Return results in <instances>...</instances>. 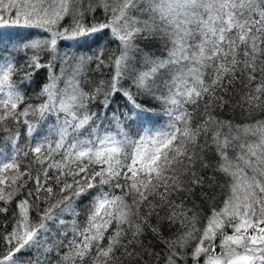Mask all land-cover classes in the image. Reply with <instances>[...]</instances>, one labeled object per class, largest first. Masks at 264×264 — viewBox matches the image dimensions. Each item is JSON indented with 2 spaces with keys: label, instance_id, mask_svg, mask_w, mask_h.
<instances>
[{
  "label": "snow or ice",
  "instance_id": "6c2138e0",
  "mask_svg": "<svg viewBox=\"0 0 264 264\" xmlns=\"http://www.w3.org/2000/svg\"><path fill=\"white\" fill-rule=\"evenodd\" d=\"M97 10L103 12L101 21L96 20ZM87 16L92 23L84 22ZM66 18L70 23L65 26ZM0 25L39 30L37 38L30 35L0 46V124L53 110L65 114L54 143L45 140L22 151L17 133L10 137L11 153L0 154V215L12 212V226L0 232V264H23L18 254L33 249L36 258L27 264H52L53 252L56 264H125L142 261V252L158 261L163 255L164 264H264V120L234 125L212 113L229 103L224 92L237 73L247 89L239 106L264 109V0H0ZM104 32L119 53L113 52L107 61L102 48L93 56L76 57L69 51L60 55V44H78L82 37ZM153 38L171 45L166 58H153L136 44L137 39ZM134 53L140 54L139 62ZM42 54L50 57L46 63ZM58 58L59 76L54 71ZM93 60L97 68L107 63L112 73L93 93H85L79 77ZM68 68L66 87L59 91L57 81ZM41 69L48 70V82L37 96L45 99L25 105L22 88L30 86ZM158 81L166 89L159 95ZM117 94L142 122L153 112L137 103V97L159 101L168 123L133 138L114 114L115 131L92 128L81 138V130L97 116L88 105L102 96L107 109ZM201 102L203 119L194 126L188 106L198 108ZM130 113L122 114L125 120ZM23 123L29 133L34 130L28 120ZM201 135L204 144L199 143ZM206 147L214 148L218 157L214 166L203 158ZM29 152L40 165L36 175L31 166H21V156L27 158ZM197 163L225 177L220 206L215 195L201 192L209 202L208 214L198 205L188 207L185 198L176 199L205 187ZM207 179L213 181L214 176ZM81 201H87L83 227L76 219H63L66 213L79 216ZM152 216L179 229L165 239L159 226L150 223ZM50 223L64 228L51 243ZM145 227L164 245L163 253L143 248ZM138 244L141 251L135 248Z\"/></svg>",
  "mask_w": 264,
  "mask_h": 264
},
{
  "label": "trees",
  "instance_id": "16d2710c",
  "mask_svg": "<svg viewBox=\"0 0 264 264\" xmlns=\"http://www.w3.org/2000/svg\"><path fill=\"white\" fill-rule=\"evenodd\" d=\"M134 16L139 17L141 20L148 19L146 14H141L139 12H134ZM96 20L101 21L104 19L103 12L101 10H97L95 13ZM85 23H92V17L87 16L85 18ZM65 26L70 23L69 19H65L62 22ZM39 30L34 29H27L20 26H4L0 25V41H2L3 45H7L9 41H20V40H27L30 38H37L35 33ZM136 44L143 49V51L153 58L160 57L166 58L167 57V48L171 47L170 44L165 45L164 40L160 38H153V39H137ZM64 47H71L73 50H78L76 57L79 56H93L99 49H103L104 51V59L107 61L108 57L113 53L116 52V44L110 41L109 33H98L95 36L91 37H82L80 38L78 44L74 41H67L59 45L60 55H63V48ZM76 54L75 52H72ZM118 55L119 53L116 52ZM20 57L24 56L23 52L18 54ZM31 55V52L28 53ZM136 55L137 62L140 60V54L134 53ZM50 57L48 55L42 54V61L47 62ZM20 63H23V60H20ZM69 63H74V61L70 60ZM56 67L54 69L55 74L57 76L60 75V68H61V60L58 58L55 61ZM137 67H139V63H137ZM211 72V69L208 70V73ZM112 69L108 66L107 63L101 65L97 68V63L95 60L86 64L83 74L79 77L80 79V87L83 89L85 93H93L95 91L96 86L101 82L108 80L111 76ZM71 74V68H68L65 76L57 81V90L63 91L66 87V80L68 76ZM48 70L41 69L38 71L33 80L29 85H25L22 88V91L25 93V105H38L44 101V97H38L37 93L40 91V88L48 82ZM237 80L235 83L226 89L224 92L225 99L229 101V103L223 108L215 107L212 110L214 116H216L220 120L231 121L234 125H242V124H249L254 123L258 120H264V109H254L249 111L246 107L242 108L239 106V102L241 101L242 96L247 91L245 88V81L244 78L237 73ZM165 79H169V76H165ZM207 78V76H206ZM17 79H19L17 77ZM161 84L157 95L161 92L166 91L163 88V84ZM59 99V97H58ZM103 97L100 96L95 102L90 103L88 105V109L90 112H94L97 114L96 119L93 123H90L86 129L81 130V138H85L88 135V132L91 131L92 128H96L99 133H103L105 130L108 131H115L117 127V120L114 119V114L116 117H119V122L122 123L124 129L129 133V135L133 138H136L144 133L145 129L150 130H158L166 126L168 123V117L165 115L164 112V105H162L159 101L152 100L150 97L146 96H138L137 103L144 105L146 108L152 110L153 115L150 117L149 120H144L142 122L141 119L135 118L134 113H130L131 105L129 102L121 95L117 94L114 98H112L110 106L105 109L101 101ZM24 107V105H21ZM189 111L194 112V119L192 121L193 125L200 123L203 119V102H201L200 106L196 108L195 106L189 105ZM130 113L129 119L125 120L122 114ZM28 120L32 125L34 130L29 133L27 130V126L23 123L24 120ZM65 119L64 113H59L55 110L51 112L45 113L42 117L37 114H29L27 117H21L20 121H14L9 119L4 123L0 124V154H9L12 151V147L10 144V137L14 136L15 134H19L18 137V144L22 151H28L29 148L35 146L36 144L43 143L45 140L54 143L58 136L56 134V130L61 126L63 120ZM200 144H204L205 137L203 135L200 136L199 141ZM196 151L200 153V149L197 148ZM203 158L207 161L210 165H215L216 160L218 157L215 154V150L212 147H206L202 153ZM59 155H55V160H60ZM21 166L28 167L31 166V171L33 175H36L37 172L40 170V165L34 162L33 154L29 152L27 158L21 156ZM195 170L197 173L203 177H205V187H195L191 194L183 193L181 197H177V202H179L180 198L186 199V204L188 207H192L194 204L199 206V209L202 210L203 214H208L209 211V202L204 200L201 197V192L208 193L209 195H215L216 200L215 204L220 206L221 201L224 198V190L221 189L220 185L225 183V177L220 173H215L213 168L201 169L200 164L197 163ZM54 174V170H53ZM213 181H209L208 177H213ZM69 181L71 177H68ZM184 180H188L189 177H183ZM50 184L54 185L52 180L49 181ZM211 183L212 187L209 188L207 185ZM29 188L33 187L32 183L30 182L28 185ZM115 194H120V189L115 190ZM87 201H81L77 205V211L79 216L73 217L70 214H64L63 219L66 221L71 222L73 219H76L79 223L80 227L84 226V223L87 219V211L86 205ZM43 203H41V207H43ZM141 211H146V209L142 208ZM164 215V212H161V216ZM33 218L36 217L35 211L32 212ZM12 212L10 211L7 214V217L0 215V232H3L5 227L12 226ZM203 221V216L201 217ZM150 223L152 225H158L160 228V235L165 238H171L175 235L176 231L179 229V225L174 227L169 226L167 221L159 222L156 216L150 217ZM51 231L47 233L49 238V243L53 240L59 239V234L64 231V228L59 226L55 223H50ZM202 226V225H201ZM111 231V229H109ZM143 248L149 249L153 253H163L164 252V245L158 242L157 238L153 235L150 228L145 227L143 230V235L140 237ZM137 251H141L140 245H135ZM67 249H62L61 251H66ZM4 251V243L0 240V252ZM36 250L33 249L31 252H24L22 254H18V260L22 261L23 264H27L29 260H35L36 258ZM143 260L142 261H125V264H144L146 261L147 264H164L163 255L160 256L159 261L155 255L149 256L146 252H142ZM43 258V257H41ZM49 258L52 261V264H56L57 255L55 252L50 254ZM189 264L191 262L189 261Z\"/></svg>",
  "mask_w": 264,
  "mask_h": 264
},
{
  "label": "rangeland",
  "instance_id": "374dc122",
  "mask_svg": "<svg viewBox=\"0 0 264 264\" xmlns=\"http://www.w3.org/2000/svg\"><path fill=\"white\" fill-rule=\"evenodd\" d=\"M65 51H69L70 53L75 52L76 53L75 56H76L78 50H73L71 47H64L63 52ZM69 64H73V63H69ZM199 142H201V140Z\"/></svg>",
  "mask_w": 264,
  "mask_h": 264
}]
</instances>
